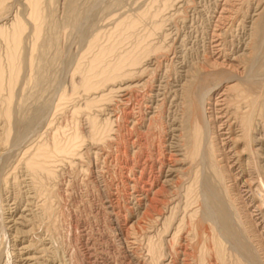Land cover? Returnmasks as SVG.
I'll list each match as a JSON object with an SVG mask.
<instances>
[{
	"label": "rangeland",
	"instance_id": "obj_1",
	"mask_svg": "<svg viewBox=\"0 0 264 264\" xmlns=\"http://www.w3.org/2000/svg\"><path fill=\"white\" fill-rule=\"evenodd\" d=\"M0 65V264L148 263L160 236L172 264L166 218L191 264H264V0H0Z\"/></svg>",
	"mask_w": 264,
	"mask_h": 264
},
{
	"label": "bare ground",
	"instance_id": "obj_2",
	"mask_svg": "<svg viewBox=\"0 0 264 264\" xmlns=\"http://www.w3.org/2000/svg\"><path fill=\"white\" fill-rule=\"evenodd\" d=\"M28 1H29V3L32 6L33 15H37L38 12H39V5H40V3H41L42 0H28ZM39 22H40V20H39ZM20 33H21V26H20V23L19 24L17 23V25H15L14 30H13V32L11 34H5V33H3V35L4 36L6 35L7 39H9L10 41H12L14 43H19ZM14 58H15V49L14 50L12 49L11 52H10V61L13 62ZM140 62H141V60L139 59V57H135V56H132V55L124 56V57H122L120 59V61L118 62V64L115 66V68L112 69L111 72H108V75H106L105 77H107L106 78L107 80H116L117 78L122 77L124 75L125 69L127 67L133 66V65H137ZM12 78H13V76H12ZM2 88H3V70H2V67L0 65V90H2ZM234 90L240 91L239 85L235 84L234 85ZM241 95H243V94H241ZM244 96H246V95H244ZM242 98H243V96H242ZM249 101H248V104L250 105L251 110H249V112L243 114L244 116L242 117V119L240 121V124H241L242 129H243V135H242V137L244 138L245 143H247V145L249 146V148L247 150L249 151L250 155H252L253 154L252 153L253 146H251L252 145V141H253L252 131L254 130V126H255V122H256L253 119V113L257 111V108H258L257 105H258V101L259 100H257V99L254 100L253 99L251 101V99H250ZM9 114H10V111L8 110L6 112V115H7L6 117H8ZM261 114H262V112H261ZM201 125L202 124L199 122V120H195V123H194V131L191 134V143H192V146H193V148H192V154H194L195 147L197 146V144H199L202 141V139H203L202 126ZM91 128H92V131L91 132H93L94 137L97 138V140H101L102 141V139H104V134L105 133L102 131L103 129H102L100 123L98 121L93 120L92 121V127ZM50 148L51 149H49V148H43L42 147V149L40 150V152L35 153L30 159H28V161H27L26 164L28 165V168H29L30 171H32L33 173H39L41 171H51L49 169V166L51 165L50 163H52V161H53V160H51V158L53 157V155H57V154L65 155V154H68L69 151H74L75 150V148L72 149V150H70V149H67L65 147H60L57 142H55L53 144V146H51ZM250 161H251V159H250ZM255 194H256L257 197H259V201L263 204L264 203V183H261L260 184V186L257 188V193H255ZM163 231L165 233H168L169 232L170 234H168V235H170L171 236V239H174V242H175V244H174L175 246L172 247L173 248V251H174V254L170 256L172 258L171 259L172 264H177L178 263V259H179L180 256H182V258H183L181 264H191V259H190L191 258V253L188 251L187 246L184 245L181 242V240H180L181 237H182V234L181 233L182 232L185 233V229L183 230L182 228H179L178 230H176V232H173L174 234L171 235L170 220L168 218H166L165 221H164V230ZM131 233L134 234V235H132ZM131 233L130 234H131V236H132L133 239L130 238L131 239V242L129 241L128 243L129 244H135L136 243V240H139V235L136 232H131ZM153 239H154L153 237H150L149 238L150 241H153ZM178 239H179L180 242L178 241ZM158 240H159V242L156 245L155 244H150L151 242H149V244H150L149 246H150V258H151V261L148 262V263H141V264H169L168 263L169 260L166 257V250H165V247H164L165 246L164 240H163V238L161 236L158 237ZM214 240H215V238H214ZM215 255H217V257H219L220 259H222L221 258V253H220L219 250L216 252ZM29 259H31V258H29ZM27 260H28V258H27ZM202 264H204V263L202 262ZM220 264H222V263H220Z\"/></svg>",
	"mask_w": 264,
	"mask_h": 264
}]
</instances>
